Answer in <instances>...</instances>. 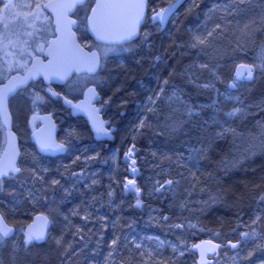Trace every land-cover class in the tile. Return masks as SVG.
I'll list each match as a JSON object with an SVG mask.
<instances>
[{
  "label": "rangeland",
  "instance_id": "rangeland-1",
  "mask_svg": "<svg viewBox=\"0 0 264 264\" xmlns=\"http://www.w3.org/2000/svg\"><path fill=\"white\" fill-rule=\"evenodd\" d=\"M47 1L4 0L5 3L12 5L8 9L0 3V16L5 15L3 19L0 18V82L16 71L25 70L34 56L42 54L45 50L50 37L54 34L52 17L44 7ZM197 1L191 2L196 4L195 7L190 5L184 9L187 11L185 19L193 15V18L200 20L195 27L187 29L192 37L186 43L189 48L186 51L195 52V56L174 73L175 76L180 75V80H166L158 95L149 100L154 119L151 115L145 116L139 134H145L146 128L151 127L157 128L161 135L169 137L182 132L185 135L183 139L191 134L192 127L199 133H206L201 138L200 136L191 138L189 135L187 143L185 142L183 146L175 145L172 149L163 145L159 137L156 149L150 150L157 158L152 167L159 169H151L152 172L147 176L140 168L136 155L140 151L142 153V148L132 145L127 149L123 160L128 163L129 176L125 179L124 186L126 192L135 195L138 207L143 205L142 195L146 189L139 185V175H142L149 192L160 191L161 194H166L170 188L178 185H183L184 189L189 191L192 187L190 180L198 174L199 169H202L199 163L207 156L209 150L207 141L210 137L225 138L231 143L229 155L216 166V172L239 169L246 162L264 157V96L252 97L248 84L254 75L264 73V0H217L215 4L211 3V0ZM206 2L209 3L208 7L203 5ZM92 5L93 0H89L80 8L77 14L78 33L80 38L83 36L82 41L86 46L100 50L103 66L106 59L116 56L120 51L95 44L87 37V14ZM202 10L205 12L204 18L201 15ZM200 40H203V43H200ZM237 65H240L239 68ZM235 69L244 76L251 69L252 77L236 81L232 76ZM97 80L90 74L75 75L62 87V91L69 96L79 97L84 94L88 85H96ZM234 82L237 86L230 88L229 85ZM185 83L191 84L197 90L208 92V95L212 94L214 98L207 103L194 100L189 95ZM51 94L52 90L42 84H36L30 90L22 92L19 100H27L26 106H20L17 99L14 103L18 127L25 119H29V109L40 111L44 106H51L52 102L57 100L51 97ZM58 100L60 101L59 98ZM237 108L241 111L234 116L228 115ZM27 124L26 121L24 125ZM198 125L201 126L200 129ZM61 127L60 139L68 145V151L64 155H59L55 159H48L46 156V159L42 160L33 145L26 141L20 159L21 172L8 176V179L0 184L2 208L0 210L8 222L17 227L13 236L0 240V264H43L41 259L49 255L46 256L38 249L35 240L26 242L30 233L23 229V224L29 223L28 219L32 213L36 214L30 211L34 206L36 208L49 205L52 212L62 213L64 210L62 207L58 208L59 202L61 200V204H64L63 195L78 188L77 185L82 180L79 172L86 168L89 175L93 172L89 168L91 164L97 162L98 153L92 144L79 145L80 126L66 124ZM5 142V127L0 118V153ZM74 151L77 153L74 154ZM81 164L83 166L78 167ZM63 173L65 175L61 176ZM168 181L172 182L171 185L167 183ZM160 185L164 187L160 188ZM217 189L209 185L202 189L207 203L213 204L219 200ZM255 208L256 218L251 224L239 225L230 236L237 234L238 231L258 230V222L263 225L261 220L264 217V192L257 198ZM155 216L153 213L151 218ZM54 224L58 230V226ZM186 226L190 230H195L194 233L203 232L206 238L221 242L226 240L219 230L204 228L197 221H186ZM262 227L264 228V225ZM81 228L78 224V230ZM54 233V237L50 238L49 247L52 244L55 248L62 247L67 242L66 235L64 233L57 235L56 231ZM167 242L165 239L155 240L152 237L145 247L151 252L150 255L159 250L161 255L169 244L174 252L180 255L186 253L188 247L185 238L168 242L169 244ZM69 246L68 244L67 247ZM246 246L241 249H238L239 246L236 249L230 246L223 247L218 257L210 256L214 259L212 264H264V251L247 250ZM171 256L174 257V253Z\"/></svg>",
  "mask_w": 264,
  "mask_h": 264
},
{
  "label": "trees",
  "instance_id": "trees-1",
  "mask_svg": "<svg viewBox=\"0 0 264 264\" xmlns=\"http://www.w3.org/2000/svg\"><path fill=\"white\" fill-rule=\"evenodd\" d=\"M172 1L174 0H149L148 20L138 39L122 45H104L120 51L116 56L106 59L101 71L94 75L98 79L95 83L102 95V111L116 126L114 139L96 140L85 118L74 116L64 108L66 116L63 124L80 126L79 145L92 144L98 156L97 162L90 165L92 174H88L87 168L81 169L82 173L79 175L82 176H78L82 180L78 183V188L63 195L65 202L61 204L60 200L58 205V208L62 207L64 210L62 213L52 212L49 205L34 206L30 211L44 212L54 221L47 240L36 245L46 256L49 255L41 259L43 264H197V253L191 249V245L206 236L203 232L194 233L195 230L188 229L186 221L189 220L197 221L204 228L219 230L226 238L223 243L232 240L240 243L238 249L247 245V250L264 251V217L261 220L263 225L258 222V230L238 231L230 236L239 225L251 224L256 218V200L264 192V157L246 162L239 169L216 172V166L230 153L231 143L228 139L209 138L207 156L199 163L202 169L190 180L192 187L189 186V191L183 185H178L170 188L166 194H161L160 191L149 192L142 175L138 176L139 185L146 188L142 195V207L137 206L133 193L125 191V179L129 173L128 163L123 160V156L130 146L142 148V153L140 151L136 155L140 168L147 176L152 172L151 169H159L152 167L157 158L150 151L156 149L159 137L163 145L172 149L175 145L183 146L190 136L201 138L206 133H199L192 127L190 136L183 139L185 135L182 132L169 137L151 127L146 128L145 134H139L144 117L151 115L154 119L149 100L158 95L166 80H180V75L175 76L174 73L195 56V52L186 51L189 50L186 43L192 37L187 29L195 27L200 21L193 18V15L185 19V8L196 6L191 3L192 0H185L164 29L150 17L152 12ZM216 1L211 0V3L215 4ZM203 5L208 7L209 3ZM204 13L202 10L203 18ZM87 37L93 40L88 34ZM81 38L84 40L83 36ZM92 42L96 43L94 40ZM239 66L237 65L238 68ZM234 71L232 76L236 78V69ZM248 84L252 97L264 96V73L254 75ZM185 85L189 95L196 101L207 103L214 98L212 94L197 90L189 83ZM198 128L201 126L198 125ZM39 156L42 160L56 158L41 154ZM81 166L83 164L78 167ZM63 175L65 174L61 176ZM7 179L8 177L1 179L0 184ZM206 185L216 189L218 187L219 190L216 191L219 200L216 203H207L205 200L202 189ZM57 204L58 201L56 206ZM0 209L2 210L1 207ZM153 213L156 216L151 218ZM34 214L31 217L27 214L29 221ZM78 224L82 227L79 230ZM26 225L23 224V229ZM54 231L57 235H66L67 242L62 247L55 248L54 244L49 247ZM152 237L168 242L185 238L188 248L185 254L180 255L170 249L167 242L169 246L164 253L159 255V250L150 255L151 252L145 246ZM172 253L175 258L171 256Z\"/></svg>",
  "mask_w": 264,
  "mask_h": 264
},
{
  "label": "water",
  "instance_id": "water-1",
  "mask_svg": "<svg viewBox=\"0 0 264 264\" xmlns=\"http://www.w3.org/2000/svg\"><path fill=\"white\" fill-rule=\"evenodd\" d=\"M88 0H48L44 7L52 15L55 34L49 39L48 45L43 55H37L33 58L28 69L24 72H15L5 81L0 83V118L6 131V143L0 154V179L10 175H16L21 172L20 159L21 147L19 136L14 128V117L10 107V100L20 90L30 85L33 81L43 80L46 84L65 85L75 74H96L102 66V55L98 48H88L80 39L77 28L79 20L74 16L78 7L84 5ZM185 0H174L163 8L151 13L153 17L162 9H168L169 5H174L171 12L163 23H159L161 29H164L172 15L179 9ZM114 3H124L136 5L143 3V15L136 22L138 9L129 7L119 10L118 18L114 16L117 10L107 7ZM149 15V0H94L93 6L87 16V32L89 36L100 44L122 45L138 39L141 35L144 24ZM134 24L135 35L130 39L119 41L116 38L130 29ZM98 35H105L106 39H99ZM95 66V71L89 69ZM28 77L23 84L18 81ZM63 103L71 109L73 115H83L89 122L98 141L114 139L116 126H111V120L105 117L100 101L102 95L96 85L91 84L85 90L84 97L79 100L62 94ZM32 121H39L41 125L36 128L31 139L34 142L39 153L45 155H60L67 151L68 145L59 141V125L51 112L34 114ZM101 129V131H97ZM41 144L52 145L51 148L42 149ZM62 145V148H57ZM11 167L19 169L12 172ZM5 171L7 175H2ZM6 225L11 229L9 235L13 236L16 232V226L10 224L4 214L0 211V226ZM52 226V219L44 212H38L33 219L27 224L26 230L31 235H41L42 239L37 240L44 242L47 240ZM228 245L239 246V242L228 241ZM225 246L223 242L204 238L191 245V249L197 253V264H212L213 258L218 256L220 250Z\"/></svg>",
  "mask_w": 264,
  "mask_h": 264
},
{
  "label": "flooded vegetation",
  "instance_id": "flooded-vegetation-1",
  "mask_svg": "<svg viewBox=\"0 0 264 264\" xmlns=\"http://www.w3.org/2000/svg\"><path fill=\"white\" fill-rule=\"evenodd\" d=\"M79 10L80 9H78V11H77V13H76V15L78 14V12H79ZM4 16L5 15H2L1 14V16H0V18L1 19H3L4 18ZM78 16V15H77ZM44 52V51H43ZM32 61V60H31ZM30 65V64H29ZM29 65H28V67H29ZM28 67L26 68V69H28ZM25 69V70H26ZM25 70H23V71H21V72H24ZM17 72V71H16ZM11 75V74H10ZM9 75V76H10ZM8 76V77H9ZM7 79V78H6ZM69 83V82H68ZM67 83V84H68ZM36 84H42L43 86H48L51 90H52V94H51V97H53V98H57V100H55V101H53L52 102V105L51 106H44L40 111H37V110H32V109H29L30 110V112L28 113V114H30L29 115V119H25V121L20 125V127H18V124H17V122H16V119H15V114H14V109H15V107H14V103H15V99H17V101H18V104H20V106H22V107H24V106H26V103H27V100H19V96H20V94L22 93V92H24V91H28V90H30V88L32 87V86H35ZM91 85V84H90ZM90 85H88V86H90ZM64 85H60V84H46V83H44V81L41 79V80H39V81H34V82H32L30 85H28L26 88H24V89H22L21 91H19L14 97H12V99H11V101H10V107H11V111H12V114H13V117H14V128H15V130H16V132H17V134H18V136H19V141H20V147H21V157H22V155H23V150H24V143L27 141H29L32 145H33V147L35 148V150H36V152H38L37 151V149H36V146H35V144H34V142L32 141V139H31V135H32V133H33V131L36 129V128H38L40 125H41V123L39 122V121H32V116L34 115V114H39V113H46V112H51L52 114H53V116L55 117V119H56V121H57V123H58V125H59V132H58V138H59V141H62L61 139H60V131H61V126H63L64 124H63V121H64V118H65V116H66V114H65V109L64 108H66L67 110H68V112H70V113H72V111H71V109L70 108H68L67 106H65V104L63 103V98H62V94H65V95H67L66 93H64L63 91H62V87H63ZM87 86V87H88ZM84 94H85V92H84ZM84 94L82 95V96H79V97H77V96H75V97H73V96H69V95H67V96H69V97H71V98H73L74 100H79V99H81L82 97H84ZM58 98L60 99V101L58 100ZM53 100V99H52ZM20 102V103H19ZM76 116H82V117H84L83 115H76ZM85 118V117H84ZM85 120H86V122H88V120L85 118ZM28 122V124L27 125H24V123L25 122ZM88 124H89V122H88ZM34 126V127H33ZM84 126V125H83ZM111 126H113V124L111 123L110 125H109V127H111ZM89 127H90V124H89ZM90 129H91V127H90ZM92 130V129H91ZM93 132V131H92ZM94 134V133H93ZM27 140H26V139ZM64 142V141H63ZM66 143V142H65ZM68 151V150H67ZM39 153V152H38ZM39 154H41V153H39ZM65 154V153H64ZM41 155H44V156H48V157H57V156H59V155H55V156H51V155H45V154H41ZM60 155H63V154H60ZM32 220V219H31ZM30 220V221H31ZM11 224V223H10ZM17 228V227H16ZM16 231H17V229H16ZM16 233V232H15ZM35 240V239H34ZM35 242L36 243H38V241L37 240H35Z\"/></svg>",
  "mask_w": 264,
  "mask_h": 264
},
{
  "label": "snow or ice",
  "instance_id": "snow-or-ice-1",
  "mask_svg": "<svg viewBox=\"0 0 264 264\" xmlns=\"http://www.w3.org/2000/svg\"><path fill=\"white\" fill-rule=\"evenodd\" d=\"M0 3H3L4 5V8L5 9H8L10 8L12 5L10 3H5L4 0H0ZM37 7H40L39 5H37ZM107 7H110L111 9H114V10H117L115 13H114V16L118 18L119 16V10L121 9H125V8H129V7H135L138 9V12H137V15H136V22L139 21V18L143 15V3H139V4H136V5H129V4H124V3H114V4H111V5H107ZM174 7V5H169L168 9H162L159 13H157L154 17H153V20L154 22L156 21H159L160 23H163L167 17V14L169 12H171L172 8ZM5 27H7V24H5ZM132 35H135V28H134V24L133 26L126 30L125 32H123L122 34H120L116 39L119 40V41H124V40H127V39H130ZM209 35H211V33H209ZM98 38L99 39H106L107 37L105 35H98ZM200 43H203V40H200L199 41ZM90 71H95V66H93L92 68L89 69ZM252 77V71L251 69H249L247 71V74L246 76H244L242 73H237L236 75V81H239L241 79H250ZM28 77H25L24 79L18 81V83L20 84H23L27 81ZM237 86L236 82L232 83L231 85H229L230 88H235ZM207 87V85L205 86ZM241 110L240 109H234L232 112H229L228 115L229 116H234L236 115L238 112H240ZM97 131H101V129H98ZM52 145H49V144H41V148L42 149H48V148H51ZM57 148H62L63 146L62 145H57L56 146ZM131 151V150H130ZM11 171L12 172H16V171H19V169L15 168V167H11ZM8 172L5 171L4 173H2V175H7ZM169 185H171V181H168L167 182ZM164 185H160V188H163ZM11 229H8L6 225H3V226H0V240H2L4 237H7L10 233ZM40 240L42 239V234L41 235H29L28 236V239L26 242H31L32 240ZM233 248L236 247V245H232Z\"/></svg>",
  "mask_w": 264,
  "mask_h": 264
}]
</instances>
